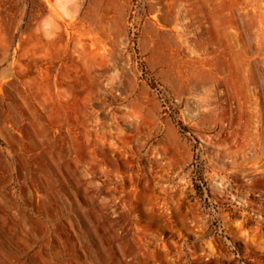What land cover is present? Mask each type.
Returning a JSON list of instances; mask_svg holds the SVG:
<instances>
[{
  "label": "rangeland",
  "instance_id": "374dc122",
  "mask_svg": "<svg viewBox=\"0 0 264 264\" xmlns=\"http://www.w3.org/2000/svg\"><path fill=\"white\" fill-rule=\"evenodd\" d=\"M263 6L0 0V264H264L241 174Z\"/></svg>",
  "mask_w": 264,
  "mask_h": 264
},
{
  "label": "bare ground",
  "instance_id": "6f19581e",
  "mask_svg": "<svg viewBox=\"0 0 264 264\" xmlns=\"http://www.w3.org/2000/svg\"><path fill=\"white\" fill-rule=\"evenodd\" d=\"M262 8L241 12V174L254 187H264V6Z\"/></svg>",
  "mask_w": 264,
  "mask_h": 264
}]
</instances>
